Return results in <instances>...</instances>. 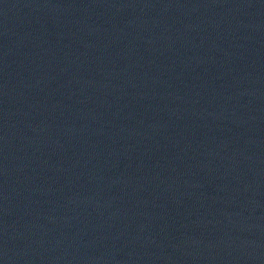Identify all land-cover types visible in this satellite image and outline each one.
Returning <instances> with one entry per match:
<instances>
[{"label":"water","instance_id":"water-1","mask_svg":"<svg viewBox=\"0 0 264 264\" xmlns=\"http://www.w3.org/2000/svg\"><path fill=\"white\" fill-rule=\"evenodd\" d=\"M0 264H264V0H0Z\"/></svg>","mask_w":264,"mask_h":264}]
</instances>
